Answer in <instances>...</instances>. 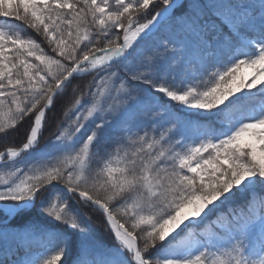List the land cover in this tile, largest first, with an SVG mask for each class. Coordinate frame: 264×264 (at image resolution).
<instances>
[{
  "label": "snow or ice",
  "instance_id": "obj_1",
  "mask_svg": "<svg viewBox=\"0 0 264 264\" xmlns=\"http://www.w3.org/2000/svg\"><path fill=\"white\" fill-rule=\"evenodd\" d=\"M0 264H264V0H0Z\"/></svg>",
  "mask_w": 264,
  "mask_h": 264
},
{
  "label": "rangeland",
  "instance_id": "obj_2",
  "mask_svg": "<svg viewBox=\"0 0 264 264\" xmlns=\"http://www.w3.org/2000/svg\"><path fill=\"white\" fill-rule=\"evenodd\" d=\"M241 70H243V71H241ZM249 71H251L252 72V70L251 69H249V68H247V67H241V69H240V72H239V75H244V76H248V72ZM243 73V74H242Z\"/></svg>",
  "mask_w": 264,
  "mask_h": 264
},
{
  "label": "trees",
  "instance_id": "obj_3",
  "mask_svg": "<svg viewBox=\"0 0 264 264\" xmlns=\"http://www.w3.org/2000/svg\"><path fill=\"white\" fill-rule=\"evenodd\" d=\"M241 71H243V70H241ZM242 74H243V73H242ZM250 74H251V71L248 72V76H250ZM243 76H244V75H243Z\"/></svg>",
  "mask_w": 264,
  "mask_h": 264
}]
</instances>
